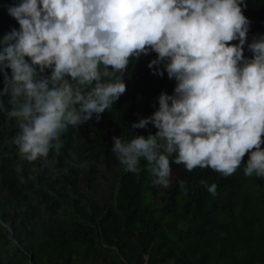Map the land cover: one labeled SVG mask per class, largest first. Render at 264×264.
Segmentation results:
<instances>
[{
  "label": "trees",
  "instance_id": "trees-1",
  "mask_svg": "<svg viewBox=\"0 0 264 264\" xmlns=\"http://www.w3.org/2000/svg\"><path fill=\"white\" fill-rule=\"evenodd\" d=\"M0 264H264V0H0Z\"/></svg>",
  "mask_w": 264,
  "mask_h": 264
},
{
  "label": "rangeland",
  "instance_id": "rangeland-1",
  "mask_svg": "<svg viewBox=\"0 0 264 264\" xmlns=\"http://www.w3.org/2000/svg\"><path fill=\"white\" fill-rule=\"evenodd\" d=\"M220 42L224 49L223 52L228 57V59L233 57L235 53L234 52V44H235L234 41L231 39L222 38ZM213 118H214V115H211L208 112H204L198 117L193 119V131L182 135V138L187 146L199 145L202 143L203 140L208 139V136L206 134V128L210 124ZM177 173H178V170L176 172H172L171 174H169L168 179L161 185V187L170 186L172 184L174 175ZM95 178H96L95 188H96L97 180L99 179L101 185L106 186L105 189H106V193L108 194L111 189L110 187H112L113 185V180L108 175V173L104 172L103 177H101L100 174H97ZM100 201L103 204V200L101 197H100ZM103 260L105 261L106 259L103 258Z\"/></svg>",
  "mask_w": 264,
  "mask_h": 264
},
{
  "label": "clouds",
  "instance_id": "clouds-1",
  "mask_svg": "<svg viewBox=\"0 0 264 264\" xmlns=\"http://www.w3.org/2000/svg\"><path fill=\"white\" fill-rule=\"evenodd\" d=\"M222 38H224V37H222ZM222 38H220V40H219V44H220V47H221L222 52H223L224 49H223V47H222V45H221V42H220ZM233 41H234V40H233ZM234 43H235V41H234ZM234 52H235V53H234V56L231 57L230 59H228V57H227V56L224 54V52H223V54L227 57L226 65L231 64V62L237 57V52H236L235 44H234ZM206 129H207V128H206ZM192 131H193V130H192ZM192 131H190V132H192ZM190 132H186V133H190ZM206 134H207V133H206ZM207 136H208V135H207ZM208 138H209V137H208ZM203 141H205V140H203ZM203 141H202V142H203ZM195 146H196V145H195ZM190 147H192V146H190ZM181 168H182V165H180L179 167H177L178 171L181 170ZM176 171H177V170L172 171V172H176ZM172 172H171V173H172ZM171 173H170V174H171Z\"/></svg>",
  "mask_w": 264,
  "mask_h": 264
}]
</instances>
